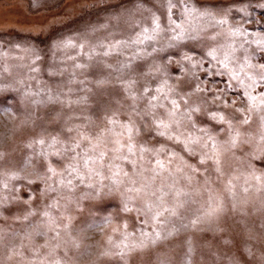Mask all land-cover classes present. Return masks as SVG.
Masks as SVG:
<instances>
[{
    "label": "snow or ice",
    "instance_id": "snow-or-ice-1",
    "mask_svg": "<svg viewBox=\"0 0 264 264\" xmlns=\"http://www.w3.org/2000/svg\"><path fill=\"white\" fill-rule=\"evenodd\" d=\"M239 2L247 5L237 10L242 23L230 25L227 12L200 11L190 7L187 0H160L159 7L154 5L155 11L145 7V0H136L134 7L146 26L133 25L134 38L95 44L64 41L56 45L58 50H79L76 56L66 58L72 61L71 72L68 68L49 71L50 77L59 79L51 83L36 80L40 85L36 91H24L28 105L48 109L46 116L55 113L49 123L55 125L56 130L49 132L47 127L40 125L42 133L27 145L33 157L25 162L35 164L39 160L44 169L45 191L56 197V204L47 207L59 210L63 198L58 193L69 189L79 188L83 192L76 197V208L80 211L83 210L82 202H90L98 194H118L125 212L135 210L144 218L145 226L151 225V232L141 231L138 238L114 228L113 233L119 232V238L108 237L109 247L100 253L102 257L129 256L167 240L180 230L223 233L229 217L246 218L236 221L237 227L244 224L243 232L248 227L247 218L264 216V173L257 174L253 169L222 180L226 175L225 155L241 144L252 142L251 131H241L242 126L255 121L258 125L255 136L258 142H264V62L253 63L257 54L264 61V35H253L243 26L253 20L250 7L253 10L259 7L264 14V2ZM177 9L179 12H174ZM216 15L223 18L217 20ZM225 24H229L226 30L215 36H204L215 47H209L205 53L210 59L203 72L205 77H226L224 89L213 92L202 86L201 78L189 69L196 86L194 92H186L183 85L191 87L190 80L178 79L173 85L163 66L152 64L145 69L153 53L179 47L186 40H199L205 28L214 30L216 25ZM256 26L264 29V22L256 21ZM39 59L37 56L36 60ZM192 59L187 55L182 57L189 62ZM203 67V64L192 65V68ZM28 70L30 73L40 71L31 65ZM97 73L100 74L98 78L88 80V76ZM81 76L84 78L80 79ZM89 84L95 86V91L87 86ZM106 85L111 88H105ZM228 92L246 101L247 110L236 108L227 115L221 111L217 102ZM206 95L215 97L216 111L207 107ZM113 96H120L122 100L114 102ZM113 103L115 110L111 107ZM223 107H228V101H223ZM200 116L207 117L217 127L199 126ZM39 119L36 112H27L25 123L35 128ZM220 131L226 133L227 139H218L216 133ZM149 136L155 138V143H149ZM186 157H198V166L189 163ZM257 158L264 159V150ZM45 161H54L60 169ZM6 163L5 155L0 153V167ZM0 178L16 180L19 175L4 173ZM240 180L243 182L238 185ZM8 187L4 183V188ZM4 199L8 198L0 199V204ZM70 219L59 211L53 215L45 211L43 219L20 237L17 255L26 264H64L61 254L64 248L69 243H77L69 233ZM109 220L106 217V221ZM177 223L179 228L168 230L169 225ZM260 230H264V225ZM73 231L82 232L83 229L77 227ZM33 237H43L44 243L34 244ZM252 239L249 232L248 240ZM230 244L228 240L223 241L225 247L218 252L210 245L208 255L219 254L221 259L238 264L232 248L228 247ZM214 246L219 249V245ZM194 251L197 249L189 241L188 252ZM245 252L256 259L251 249L246 248ZM260 264H264V249H261Z\"/></svg>",
    "mask_w": 264,
    "mask_h": 264
},
{
    "label": "rangeland",
    "instance_id": "rangeland-1",
    "mask_svg": "<svg viewBox=\"0 0 264 264\" xmlns=\"http://www.w3.org/2000/svg\"><path fill=\"white\" fill-rule=\"evenodd\" d=\"M135 2L136 0H0V88L3 89L0 91V153H3L7 159V163L0 167V174L17 173L19 175V179L16 180L0 178V199L8 198L4 199L3 204H0V235L3 236V239L0 240V264H26V261L21 260L17 255L21 245L20 237L30 231L32 225L43 219L45 211L49 215L59 211L65 218H71L69 233L77 243H69L64 248L61 253L64 256V264H165V261L167 264H231L230 260L221 259L219 254L215 257L208 255L210 245L213 246L214 252H218L225 247L223 245L225 240L231 242L228 247L232 248V255L237 257L238 264H260L261 249H264V230L260 229L261 225H264V216L256 215L247 218L248 227L243 232L244 224L237 227L236 221L246 218L236 216L233 219L229 217L226 231L223 233L194 232L192 229L180 230L167 240H162L129 256L123 258L102 257L100 253L109 247L108 237L119 238V232L113 233L114 228H118L120 232L134 234L138 238L141 231L151 232V225L145 226L144 218L135 210L125 212L123 210L124 202L118 194H98L94 200L87 203L82 202L83 210L80 211L76 208V197L82 195L83 192L79 188L69 189L58 193L63 198L60 209L57 210L55 207L49 209L48 205L56 204V197L45 191L47 185L42 179L44 169L40 166V161L37 160L35 164L25 163L30 157H33V151L27 145L34 137L42 133L43 128L40 125L43 124L44 127H47L49 132L55 131L56 126L49 123L55 113L46 116L48 109L28 105L23 95L24 91H36L40 87L36 80L51 83L59 79V77H50L49 71L68 68L71 72L72 61L66 58L76 56L79 50L71 48L58 50L56 45L64 41L95 44L113 39L134 38L135 32L132 30V26L136 24L146 26L141 20V15L136 12ZM187 2L190 7L200 11L227 12L230 25L242 23L241 14L237 10L247 6L241 4L239 0H187ZM159 3L160 0H145V7L155 11V7H159ZM249 11L253 20L243 26L253 35H264V29L256 26V21L264 22V14L261 9L255 7L253 10L250 7ZM174 12L178 13L179 10H174ZM215 18L218 20L223 17L216 15ZM209 23L211 22L209 21ZM229 24L216 25L214 30L207 27L201 33L199 40H186L179 47L166 48L163 52L153 53V57L148 60L145 69L152 64L163 66L167 69V75L171 77L169 83L173 85L177 84L178 79L190 80L191 87H188L187 84L183 85L186 92L195 91L196 81L191 78V73L200 77V84L213 92L224 89L226 77L211 75L205 77L203 75L210 59L205 57V53L209 47H215L212 41L204 39V36H215L217 32L226 30ZM251 38L252 36H249V39ZM147 50L150 52L151 48ZM185 55L192 57V61L182 60ZM37 56H39V60H36ZM178 61L180 63H177ZM259 62L264 61L257 54L253 63ZM212 63L215 64V61ZM193 64H203L204 67L192 68ZM30 65L40 71L30 73L28 70ZM5 68L8 71H4ZM189 69H191V73H189ZM99 75L97 73L96 76L90 75L87 78L91 81L98 78ZM30 77H34V79H30ZM79 78L83 79L84 77ZM28 85H31L30 89L27 88ZM87 86L92 87L95 91L94 85ZM105 88L110 89L111 85H106ZM36 98L39 99V97ZM206 99L207 107L216 111L217 109L213 106L215 97L206 95ZM112 100L114 102L121 101L122 98L113 96ZM224 100L228 101L227 108L223 107ZM217 103L221 105L220 110L226 115L236 108L247 110L246 101L233 92L225 94L222 100ZM111 107L115 110L116 104L113 103ZM27 112L38 114L40 119L35 128L25 123ZM198 125L217 127L212 125V122L205 116L199 117ZM257 127L255 121L248 126L241 127V131L246 129L251 131L252 142L241 144L225 155L223 168L226 175L222 177L223 181L233 175H240L253 169L257 174L264 173V159L257 158L264 150V142H258V138L255 136ZM216 134L218 139H227L226 133L223 131ZM147 139L149 143H155L154 137L149 136ZM39 150L37 145L36 151L39 152ZM186 159L189 163L198 166V157H186ZM44 163H51L53 168L60 169V165L54 161H45ZM200 171L203 172L204 168L201 167ZM213 179H215V173H213ZM242 182L240 180L237 183L239 185ZM4 183L9 185L7 189L4 188ZM83 191L86 192L88 189H83ZM106 217L110 220L106 221ZM77 227L83 231H73ZM173 227L179 228L180 225L178 223L169 225L168 230ZM249 232L253 235V239L250 241L248 240ZM9 233L10 235H6ZM64 238L68 239L67 236ZM189 241L197 251L188 252ZM32 242L37 245L43 244L44 238L33 237ZM214 245H219V249ZM246 248L253 251L256 256L255 260L246 254Z\"/></svg>",
    "mask_w": 264,
    "mask_h": 264
}]
</instances>
